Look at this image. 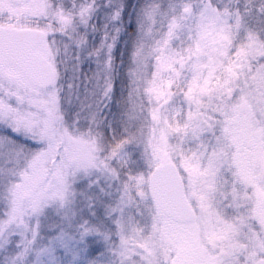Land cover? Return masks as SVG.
<instances>
[{
    "label": "snow or ice",
    "instance_id": "1",
    "mask_svg": "<svg viewBox=\"0 0 264 264\" xmlns=\"http://www.w3.org/2000/svg\"><path fill=\"white\" fill-rule=\"evenodd\" d=\"M126 7L0 0V264H264V0Z\"/></svg>",
    "mask_w": 264,
    "mask_h": 264
},
{
    "label": "rangeland",
    "instance_id": "2",
    "mask_svg": "<svg viewBox=\"0 0 264 264\" xmlns=\"http://www.w3.org/2000/svg\"><path fill=\"white\" fill-rule=\"evenodd\" d=\"M143 3V0H126L127 7L125 8L124 18L126 22V35L121 37V44L117 47L116 57H117V67L119 68V62L121 60V51H124L123 59L127 61V52L125 50L124 40L128 38L135 30V18H136V10ZM99 23V21H97ZM98 36L96 39L98 40ZM87 67V66H85ZM121 88V79L118 78L116 81V96L118 97L120 94ZM112 110L115 111V99L113 100Z\"/></svg>",
    "mask_w": 264,
    "mask_h": 264
},
{
    "label": "trees",
    "instance_id": "3",
    "mask_svg": "<svg viewBox=\"0 0 264 264\" xmlns=\"http://www.w3.org/2000/svg\"><path fill=\"white\" fill-rule=\"evenodd\" d=\"M25 223H27V219H25Z\"/></svg>",
    "mask_w": 264,
    "mask_h": 264
}]
</instances>
